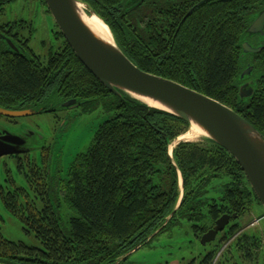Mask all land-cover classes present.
<instances>
[{
  "label": "trees",
  "instance_id": "trees-1",
  "mask_svg": "<svg viewBox=\"0 0 264 264\" xmlns=\"http://www.w3.org/2000/svg\"><path fill=\"white\" fill-rule=\"evenodd\" d=\"M83 1L135 66L229 107L264 138V49L241 58L242 44L252 38L246 30L264 9V0ZM7 25L14 23L0 22V30ZM242 59L262 70L254 96L244 101L238 98ZM35 61L13 58L0 48L1 108L56 113L74 100V109L100 108L107 117L90 146L75 157L60 193L52 189L41 195V209L20 218L39 247L0 234V264H123L131 251L180 219L191 223L198 236L207 231L208 216L212 222L225 214L239 218L253 201L259 204L235 159L213 142H179L170 158V146L189 126L125 94L110 93L65 40ZM7 197L6 210L18 217V196ZM59 197L77 213L67 227L53 209ZM257 234L235 223L226 233L225 243L234 239L226 250L258 253L248 256L247 264L259 258L264 264ZM220 250L218 246L215 253Z\"/></svg>",
  "mask_w": 264,
  "mask_h": 264
},
{
  "label": "rangeland",
  "instance_id": "rangeland-1",
  "mask_svg": "<svg viewBox=\"0 0 264 264\" xmlns=\"http://www.w3.org/2000/svg\"><path fill=\"white\" fill-rule=\"evenodd\" d=\"M4 9L0 22H19V24L22 22V26H18V30L25 37L28 36L30 48L36 55L42 56L48 47H56L64 42L63 37L58 36L60 31L50 16L45 3L36 0H16L5 5ZM258 44L263 43L257 40L251 45L257 47ZM239 66L241 73L246 71V61L244 62L242 59ZM261 73L262 70L258 65L254 68L252 66L251 74L247 79L256 81ZM106 117L100 108L89 112H82L81 108H77L58 110L56 113H41L18 120L20 123L28 125L30 131L34 133L32 145L37 147L31 149L28 155L32 160L29 158L24 161L28 167L33 165L34 170L25 167L23 175L17 173L16 162L12 158H0V190L3 192L0 198V234L5 240L17 244L23 243L29 248L39 247V242L34 234L32 232L27 233L23 222L20 220L21 217H27L28 213H37L43 205L42 196L36 194L35 191L37 172L41 175L38 182L44 183V175L48 169L51 170L52 174H56L52 170L58 158L57 168L62 171V181L67 180L69 166L78 154L84 153L90 146L95 131ZM2 123L3 119L0 118V126ZM190 129L188 128L175 141L198 142L203 139V136L191 140L184 139V136L189 134ZM36 136L41 138L35 141ZM174 146L176 145H173L171 149ZM29 160L32 164H29ZM8 195L18 196L17 199H14L18 217L11 215L5 208V201H9ZM53 209L58 213L64 227L68 226L71 218L77 217V213L61 197L58 198V203L53 205ZM236 223L240 224L245 232L258 233L257 235L262 239V246H264V209L261 205L253 201L250 210L239 220H236ZM191 226L192 224L185 219L178 220L167 230L151 237L148 244L127 255L123 264H194V259L197 258L198 253L204 249H210L211 246L203 248L198 242L197 235H194L196 233ZM225 247L226 243L221 246V249L223 250Z\"/></svg>",
  "mask_w": 264,
  "mask_h": 264
},
{
  "label": "water",
  "instance_id": "water-1",
  "mask_svg": "<svg viewBox=\"0 0 264 264\" xmlns=\"http://www.w3.org/2000/svg\"><path fill=\"white\" fill-rule=\"evenodd\" d=\"M43 1L56 27L78 61L101 85L114 95L125 94L149 108L178 118L189 128H197L203 139L213 142L235 159L259 204L264 209V138L261 133L235 111L218 101L179 83L139 69L119 49L109 27L83 0ZM143 1L141 0L140 3ZM189 14L190 12L187 16ZM85 17H95L106 25L111 41L97 36L84 22ZM246 35L248 37L260 36L264 40V9L255 15L246 30ZM8 43L10 44L9 41ZM241 48V58L246 55L258 54L264 49L263 46L253 47L247 42L243 43ZM251 71L252 67H248L240 74V80L244 76L250 75ZM247 86L248 84L238 87L240 101L250 99L255 94L252 88L244 93L243 90ZM146 101L157 104L159 108L151 107ZM62 107L71 110L77 106L72 100L64 103ZM41 113V109L16 111L0 107V116L5 118H27ZM7 138V136L0 138V145L2 143L7 146L15 145ZM178 143L175 141L170 146V158L171 147ZM5 150L7 149L0 151V158L14 154L12 151ZM182 186L180 177V190H182ZM172 216L173 214L166 220V223ZM236 218V215L232 216L233 220ZM229 222L230 217L227 215L218 219L213 228L203 235L201 244L204 246L206 243L213 242Z\"/></svg>",
  "mask_w": 264,
  "mask_h": 264
},
{
  "label": "flooded vegetation",
  "instance_id": "flooded-vegetation-1",
  "mask_svg": "<svg viewBox=\"0 0 264 264\" xmlns=\"http://www.w3.org/2000/svg\"><path fill=\"white\" fill-rule=\"evenodd\" d=\"M14 1H16V0H13V1L0 0V5H3L2 8H4L5 5L10 4ZM21 23L22 22H20V24H19V22H17V23H14V25H7L6 28L0 30V38L4 42V44L0 45V48H2L6 54L7 53L10 54L13 58H15V56H18L20 58L25 57L26 59L30 58V60H32V62H36L35 59L38 58V55H36L34 53V51L30 48V45H29L30 40H29L28 36L25 37L18 30V26H20ZM257 40H259L263 43V44H258L257 47H261V46L264 47V40L260 36H255V37L250 38L247 41V43H249L251 45L252 43H254ZM8 41L10 42L11 45L8 43ZM248 61H250V60H247V62H246L247 68L252 67V65L250 64V62L248 63ZM247 78H249V75L244 76V78L241 80L242 81L241 84L239 85V87H240V86L248 84V86L243 90L244 93L248 92V90L250 88L254 89V91H255L254 87H255L257 80L251 81L250 79H247ZM9 110H12V109H9ZM15 110L21 111V110H28V109L20 108V109H15ZM0 118L3 119V123L0 126V138L7 136L8 137L7 139L9 141H12L15 144V145L7 146V145H4L2 143L0 145V151H3V149H7L5 151L14 152V154L3 156V157L12 158L16 162V171L18 174L23 175L25 167H27L29 170H34L33 165H30L28 167V165L25 164V162H24L25 160H28L30 158V156H28L30 154V150L37 147V146L32 145V138H34V136H35L34 133L30 131L28 125H26V124L24 125L18 121L20 118L12 119V118H5V117H1V116H0ZM40 138L41 137L36 136L35 141L39 140ZM3 157H1V158H3ZM30 159L32 160V158H30ZM57 160H58V158L56 159V162L54 163L53 170H52L56 174H52L51 170L49 171V169H48L46 174L44 175L45 176L44 183L38 182V179L39 180L41 179V175L39 172H37V175L35 176V178L37 179V182H36L37 184H35V185H37V187H38V188L36 187V189H35L36 194L44 195V194L48 193L49 191H51L52 189H54L55 192H58L57 187L59 185H61L60 181H62L63 176L61 173L62 171L57 168V163H58ZM29 164H32L30 160H29ZM69 167H67V168H69ZM226 215L230 217L229 224L225 227V229L222 232L218 233V235L216 236V238L213 242L206 243L203 246L201 244L203 235H205L207 232H209L213 228V226L215 225V222L218 219H220L222 216H226ZM232 216L233 215H228V214L221 215V217L218 218L214 222H212L211 218H209V216H208V218L205 220L206 223L210 222L207 231L201 235L196 236V237L198 239V242H200L201 246H203V248H206L207 246H209V247L211 246V248L208 250L204 249V251L198 253L197 258L194 259V264H247V257L248 256H255L256 254H258L255 252L247 253V252H229V251H227L226 249L228 248V246L230 244L233 243L234 239H230L228 242H226V247L223 250L221 249L218 253H215L216 248L218 246H222L225 243L224 241L227 238L226 233L228 232L230 227L232 225H234L236 223V220H239V218H240L239 217L238 219L233 220ZM137 249L138 248H136L135 250H137ZM135 250L131 251L130 253L134 252ZM126 258H127V255H126ZM260 260H261V258L257 259L255 261V263L260 264ZM119 262H121V260Z\"/></svg>",
  "mask_w": 264,
  "mask_h": 264
},
{
  "label": "bare ground",
  "instance_id": "bare-ground-1",
  "mask_svg": "<svg viewBox=\"0 0 264 264\" xmlns=\"http://www.w3.org/2000/svg\"><path fill=\"white\" fill-rule=\"evenodd\" d=\"M84 22L86 23V25L100 38L104 39V40H108L111 41V36L109 33L108 28L106 27V25H104L101 21H99L98 19H96L95 17H85L84 18ZM146 103L148 105H150L151 107H158L157 104H154L150 101H146ZM159 108V107H158ZM201 132L195 128L192 127L189 131V134L184 136V139H195L198 136H200ZM183 138V137H182ZM189 141V140H188Z\"/></svg>",
  "mask_w": 264,
  "mask_h": 264
}]
</instances>
